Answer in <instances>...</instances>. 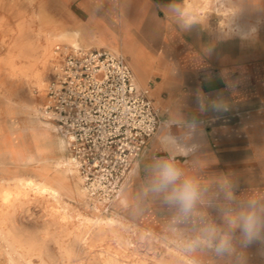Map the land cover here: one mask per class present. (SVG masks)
I'll return each instance as SVG.
<instances>
[{"label": "rangeland", "instance_id": "374dc122", "mask_svg": "<svg viewBox=\"0 0 264 264\" xmlns=\"http://www.w3.org/2000/svg\"><path fill=\"white\" fill-rule=\"evenodd\" d=\"M188 1L191 2L189 16L213 31L247 39L256 32L264 33V0ZM70 8L73 9L74 4L67 0H0V42L7 43L14 38L21 25L35 44L38 43L36 33L41 30L43 34L51 28L48 20L54 22L55 31L75 28L68 26ZM41 12L46 17L38 18ZM123 39L121 51L108 45L100 48L125 56L139 55L132 51L127 34H123ZM82 40L86 43L81 44L83 49L93 47L84 40L83 34ZM144 40L146 43L147 38ZM42 41L43 37L40 43ZM52 49L61 57L46 72L45 86L54 66L64 55L62 44L57 43ZM4 53L0 45V57ZM5 87L0 81V180L20 176L39 178L40 166L52 167L50 159L35 152L39 155H34V160L30 155H18L17 150L27 146L34 150V130L39 133L47 128L55 137H61L45 125L40 115L39 109L45 99L40 100L38 93L34 92L36 110H32L26 105L29 103L26 92L19 90L11 96ZM257 112L254 117L251 111H241L237 107L224 115L198 119L187 131L171 133L173 139L184 134L185 139L196 137V141L207 133L212 144L224 142L237 146L236 155L233 161L230 160L235 170L231 177L213 191L197 188L199 197L188 215L167 204L164 194L149 191L152 178L142 170L145 163L142 155L133 166L119 201L107 213L92 209L88 197L81 192L80 182L74 186L76 178L69 176L72 187L62 194L61 200L68 204L73 215L79 213L84 217L113 218L116 221L113 227L100 230L94 240L86 244L76 239L78 220L73 219L67 225L46 224L43 207L47 203L37 201L31 192L25 203L16 202L12 209L1 208L0 217L5 215L7 219L0 226L13 229L16 242L21 241L27 249L15 250L14 246L19 243H7L0 236V264H29L21 254L33 261L30 264H41V260L46 264H107V254L103 250L118 256L119 259L112 264H264V227L252 243H247L239 227L233 223L241 212L249 210L250 201L256 202V213L264 217V104ZM173 126L177 124H170ZM183 141L177 138L173 144L179 147ZM62 152L66 156L65 148ZM103 233L108 235L102 236ZM221 242L228 245L224 253L217 251Z\"/></svg>", "mask_w": 264, "mask_h": 264}, {"label": "crops", "instance_id": "0c3cea01", "mask_svg": "<svg viewBox=\"0 0 264 264\" xmlns=\"http://www.w3.org/2000/svg\"><path fill=\"white\" fill-rule=\"evenodd\" d=\"M67 1L74 4L68 10V26L82 27L91 48L108 45L121 51L127 34L132 51L139 54L137 59L124 56L160 116L159 130L143 154L142 170L152 178L153 165L166 160L181 170V180L211 191L228 180L235 171L231 163L236 145H213L206 133L199 141L175 136L185 139L175 147L171 133L187 131L198 119L224 115L237 107L257 116L264 104V33L247 39L213 31L189 18L186 0ZM39 134L40 157L56 159L63 154L49 129Z\"/></svg>", "mask_w": 264, "mask_h": 264}, {"label": "built area", "instance_id": "2783aa9c", "mask_svg": "<svg viewBox=\"0 0 264 264\" xmlns=\"http://www.w3.org/2000/svg\"><path fill=\"white\" fill-rule=\"evenodd\" d=\"M63 54L46 85L40 115L63 139L91 208L107 213L158 132L159 110L120 52L77 48Z\"/></svg>", "mask_w": 264, "mask_h": 264}, {"label": "bare ground", "instance_id": "6f19581e", "mask_svg": "<svg viewBox=\"0 0 264 264\" xmlns=\"http://www.w3.org/2000/svg\"><path fill=\"white\" fill-rule=\"evenodd\" d=\"M190 7L191 2L186 0L187 12ZM43 16L46 17L45 13L41 12L38 18ZM47 23L51 25V28L43 34L41 30L36 33V41L38 42L37 44L34 43L32 38L26 35L24 31L25 27L22 25L17 28L14 38H12L9 42L6 43L4 40L0 42V45L5 51L4 55L0 57V75L2 76L0 81L1 83H5V88L8 95L13 96L16 94V92L18 93L19 90L26 92V96L29 100V103L26 105L32 110H36L34 104V92L38 93L37 96L40 100L45 99V74L49 70L50 66L54 62H57L61 57V54L53 51L52 47L56 46L57 43H60L63 46L62 52L66 53L68 50L72 49H83L81 47L82 43L86 45L82 40V27L78 26L75 28H66L60 31H55L56 27L53 24L54 22L52 20H48ZM41 37H43L42 43H40ZM131 56L136 59L139 57V55L133 53ZM32 138L35 145L34 150L27 146L25 148L18 149V155H30L33 157L35 152L43 153V147L40 144V134L34 130ZM57 143L59 149L63 151L65 148L63 139L57 138ZM50 161L52 167H49L48 165L40 166L41 173L39 178H33L31 176L24 178L20 176L0 180V211L1 208L5 207L12 209L16 202L21 204L25 203L29 200V195L33 194L37 201H45L47 203L43 207L44 215L47 217L44 219L46 224L61 223L67 225L73 219H76L78 220L77 228L79 230L78 234L76 235V239L82 244H86L88 241H93L97 232L102 229L104 230L105 227L114 225L116 221L113 218L102 219L98 217H84L79 213L73 215L69 211L68 204L61 200V196L64 192H69L70 188L72 187L69 176L71 175L76 178V182L73 180L74 186H76L78 182H81L80 177L78 176L76 170L71 166L66 156L60 155L56 159H50ZM81 192H83L82 188ZM6 219L7 216L5 215L0 217V225H2L1 223L6 221ZM103 235L106 234L103 233L102 236ZM0 236L7 243H19L20 245L14 246L15 250L27 249L25 245H22L21 241L16 242L14 231L11 228L3 229L0 226ZM66 250H69V248H66ZM103 252H106L107 254V258L105 259L107 264H112L119 259L114 252L112 253L108 250H103ZM69 254L70 253L68 252V255ZM25 255L21 254L22 258L27 260V262L30 264L32 260L30 261V258L25 257ZM41 264H46V262L41 260ZM85 264L87 263L85 262ZM96 264H98V262Z\"/></svg>", "mask_w": 264, "mask_h": 264}, {"label": "clouds", "instance_id": "9594fccd", "mask_svg": "<svg viewBox=\"0 0 264 264\" xmlns=\"http://www.w3.org/2000/svg\"><path fill=\"white\" fill-rule=\"evenodd\" d=\"M217 110L219 111L220 108L217 107ZM151 173L152 180L149 191L154 194H164L167 204L177 207L184 215H188L199 197L194 182L188 179L181 180V170L166 160L153 165ZM255 208L256 202L250 201L249 210L241 212L233 221L239 227L247 243H252L259 236L260 229L264 227V217L258 215ZM227 250V242H221L217 245L218 252L224 253Z\"/></svg>", "mask_w": 264, "mask_h": 264}]
</instances>
